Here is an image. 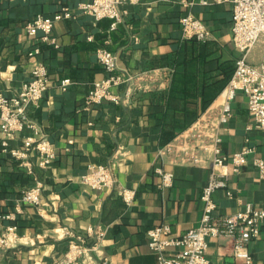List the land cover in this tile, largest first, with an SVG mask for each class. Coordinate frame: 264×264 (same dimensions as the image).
<instances>
[{
	"label": "crops",
	"instance_id": "crops-1",
	"mask_svg": "<svg viewBox=\"0 0 264 264\" xmlns=\"http://www.w3.org/2000/svg\"><path fill=\"white\" fill-rule=\"evenodd\" d=\"M80 1L0 0V92L16 94L37 63L49 73L42 99L28 111L36 131L8 138L0 128V233L14 227L17 236L12 247L0 248V264H62L74 236L88 246L96 242L92 230L103 231L102 238L69 264H155L147 231L163 222L178 237L198 224L214 146L226 157L244 145L254 149L238 172L227 170L228 186L213 193L214 214L231 216L247 203L264 208V180L252 164L264 158V130L242 92L228 101L224 94L240 56L231 37L232 1L141 0L122 5L126 13L114 28L111 19L79 10ZM63 5L70 16L53 23L51 44L41 31L27 34V21L51 17ZM187 13L210 30L207 41L182 36L180 19ZM35 47L39 52L29 55ZM100 47L117 56L119 71L140 77L128 89L111 88L116 99L87 104L94 82L107 76L95 54ZM250 50L246 60L258 66L264 40ZM66 78L71 83L62 89ZM26 134L48 137L55 150L49 167H39L30 152L29 173L11 155ZM166 147L171 151L160 155ZM99 164L112 171L113 186L82 181ZM161 170L171 173L170 185L162 186ZM37 180L44 185L40 204L22 202V191ZM123 188L134 190L129 204ZM246 248L254 264H264V226ZM206 252L209 264H246L224 236L208 237Z\"/></svg>",
	"mask_w": 264,
	"mask_h": 264
},
{
	"label": "built area",
	"instance_id": "built-area-1",
	"mask_svg": "<svg viewBox=\"0 0 264 264\" xmlns=\"http://www.w3.org/2000/svg\"><path fill=\"white\" fill-rule=\"evenodd\" d=\"M141 0H81L78 9L91 15L95 20L109 18L111 26L121 21L126 10L124 4H137ZM220 1V0H217ZM232 21L231 37L234 45L239 49L240 56L235 60L233 73L224 90L226 100L231 99L237 91L242 92L245 97L250 114L254 117L255 125L264 130V53L258 66H252L246 60L247 54L255 43L262 38L264 40V0H231ZM53 16L37 15L26 23L25 30L28 35L33 36L38 31L43 33L41 39L51 44L53 39L50 33L53 23L57 20L70 16L66 6L60 8ZM181 33L185 38H195L202 43L207 41L210 30L205 24L187 13L180 19ZM39 52L35 47L29 55ZM96 57L107 76L96 81L86 97L87 104L99 103L106 100H114L116 96L111 88L126 85L127 89L136 78L140 76L127 71H119L117 67V56L100 47L95 51ZM48 68L43 63H37L30 72V78L23 82L20 89L12 96H5L0 92V128L6 137L12 138L15 133L24 130L36 131V125L29 117L28 111L31 106H37L48 88ZM71 83L70 79H62L59 86L65 89ZM227 103V102H226ZM228 111V104L224 106V112ZM225 119V114L221 117ZM22 148H10L13 157L18 159L19 164L26 166L29 173L33 172V165L28 160V154L34 152L38 155V166L49 167L55 159V150L48 137L44 134L35 136L33 134L22 135ZM3 150H7L6 139L1 141ZM170 147L159 151L160 155L169 153ZM254 151L253 147L244 145L240 150L232 152L229 157L221 154L222 151L213 147V156L210 175L207 184L203 187L200 198L203 203L201 219L195 227L190 228L181 236H170V226L162 222L147 231L148 246L156 256L155 264H209L206 257L207 238L224 236L230 239L232 253L241 257L246 264H254V258L247 250L246 244L251 239L260 236L264 226V208H254L251 204L245 209L230 215L217 216L214 214L216 203L213 193L220 188H226V176L228 171L238 172L246 163L247 155ZM188 159L199 163L200 158L196 155H188ZM252 164L258 169V176L264 180V158L254 157ZM228 170V171H227ZM162 186L171 184L172 175L167 171H160ZM82 181L92 188L113 186L115 178L109 167L96 165L91 171L82 176ZM43 183L37 180L34 185L22 191L21 201L35 206L41 202ZM227 193L230 192L227 190ZM125 204H129L134 198V190L123 188L120 192ZM7 231L0 233V248H9L14 245L17 236L14 227H8ZM96 242L88 246L81 236H74L69 243L62 264H69L81 254H86L94 249L97 241L102 238L103 231L92 230ZM264 262V251L262 255Z\"/></svg>",
	"mask_w": 264,
	"mask_h": 264
}]
</instances>
